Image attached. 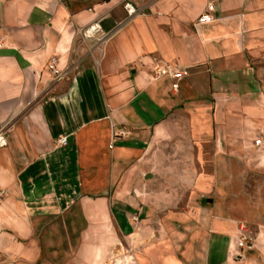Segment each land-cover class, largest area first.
Listing matches in <instances>:
<instances>
[{"label": "crops", "instance_id": "0c3cea01", "mask_svg": "<svg viewBox=\"0 0 264 264\" xmlns=\"http://www.w3.org/2000/svg\"><path fill=\"white\" fill-rule=\"evenodd\" d=\"M0 43V264H264V0H0Z\"/></svg>", "mask_w": 264, "mask_h": 264}, {"label": "built area", "instance_id": "2783aa9c", "mask_svg": "<svg viewBox=\"0 0 264 264\" xmlns=\"http://www.w3.org/2000/svg\"><path fill=\"white\" fill-rule=\"evenodd\" d=\"M125 9L127 11V20L133 18L139 12V7L131 1H127L125 3ZM215 12H216V5L213 1L208 2L206 10L200 15L198 18L199 23H209L215 19ZM98 25H93L88 28L85 33H92L97 30ZM1 45V43H0ZM50 69L54 74V80L60 81L66 78L69 74L67 70H60L57 67L56 60L53 59L50 64ZM153 71L155 78L169 76L171 79L174 80L173 89L177 90L179 87V82L184 79L189 74V70L181 67L177 63H172L170 61H159L153 64ZM59 142L61 144H66L67 138L63 137L60 138ZM8 143L6 137V130L5 128L0 129V147L6 146ZM254 145L261 148L264 147V140L261 136H258L254 140ZM4 191H0V195H2ZM240 232L237 236V245L241 251L243 250H250L256 247V238L250 232L249 227L245 223H240Z\"/></svg>", "mask_w": 264, "mask_h": 264}, {"label": "rangeland", "instance_id": "374dc122", "mask_svg": "<svg viewBox=\"0 0 264 264\" xmlns=\"http://www.w3.org/2000/svg\"><path fill=\"white\" fill-rule=\"evenodd\" d=\"M254 154L256 156L264 157V149H261L260 151L254 150ZM255 155H254V157H255ZM259 176L262 180L259 181L258 177H257V180H256L257 186L252 185V183H249L250 186H248V190H250L252 192H254L255 189H256V191H258V193L260 190H262V196L259 198L257 197L256 199L253 198L254 202H251V204H249V209H248L247 214H251V219L248 222H250V224H252V225H256V224H263L264 225V172H262L261 175H259ZM249 177L250 176H248V178ZM235 191L238 192L239 189L236 188ZM236 205L238 206L239 204H236ZM239 222L243 223L242 221H239Z\"/></svg>", "mask_w": 264, "mask_h": 264}]
</instances>
